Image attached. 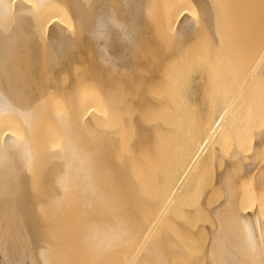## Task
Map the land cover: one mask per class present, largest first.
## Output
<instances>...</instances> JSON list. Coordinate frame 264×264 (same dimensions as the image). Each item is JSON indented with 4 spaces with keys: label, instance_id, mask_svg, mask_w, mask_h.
Listing matches in <instances>:
<instances>
[{
    "label": "bare ground",
    "instance_id": "bare-ground-1",
    "mask_svg": "<svg viewBox=\"0 0 264 264\" xmlns=\"http://www.w3.org/2000/svg\"><path fill=\"white\" fill-rule=\"evenodd\" d=\"M198 1L204 6L200 16V10L196 15L198 6L195 8L194 0H169L156 21H145L142 15L145 19L140 20L141 17L139 23L135 17L141 14H136L133 7L135 2L142 6L139 0H0V264H178L180 243L162 228L157 233L156 227L172 225V219H187L205 207L202 202L196 209L173 211L180 200L198 193L191 178L212 159L222 158L225 145L230 154L224 169L215 175L216 187L224 191L225 200L210 213L214 229L208 231L201 263L264 264L261 110L254 108L251 128L229 134L222 124H217L203 125L195 133L185 135L179 125L145 124L139 116L142 109L151 105L174 109L170 97L152 98L148 92L169 87L165 79L168 70L175 64L183 66L182 59H188L203 34L210 36L219 52L231 50L234 64L260 65L256 79L264 86V0ZM217 3L232 7L236 18L231 24L216 17ZM130 5L134 12L125 15L133 24L130 39L124 46L121 42L120 51L119 43L115 44L122 56L112 49L113 58L117 55L122 64L111 61L113 54L108 56V51L99 60L95 57L89 62L88 56L108 50L112 38L122 40V9H130ZM191 11H195L196 18L190 17ZM246 17L255 20L250 50L239 42ZM110 63L122 73L118 75L122 76V121L116 116L117 110H111L112 114L107 109L106 117L92 107L94 88L90 92L81 89L85 94L78 95L79 88L72 82L80 73L76 68L89 65L102 72L99 68H111ZM141 70L145 75L140 74ZM99 72L96 76L104 78L105 74ZM63 74L69 78L70 74V81ZM60 80L69 81L60 90L73 105L56 123L60 145L50 148L45 127L57 113L54 99L58 84H62ZM110 81L113 82L112 77ZM141 82H146L145 90L137 93ZM101 83L98 89L102 92L109 83ZM192 89L198 91L199 87L183 83L179 92L184 95ZM109 96L105 97L108 101L112 98ZM112 100L109 102L114 103ZM115 106L118 107L117 101ZM129 106L136 108L134 115L127 114ZM110 116L120 121L117 123ZM106 118L113 122L107 124L110 120ZM96 121L102 131L97 130V137L90 142L95 146H81L76 142L78 136L85 134L80 125L86 128ZM19 131L23 137L16 135ZM127 131L134 136L128 143V151L134 156H123L122 164L115 151L112 154L109 148L111 155L98 148L100 141L107 140L112 145L121 135L124 146ZM159 136L182 147L181 158L190 179L176 183L159 180L157 185H165L168 195L161 206L164 211L158 218L157 204L153 203L142 219L138 210L144 190L134 178L142 162L138 154L153 149ZM245 143L249 147L243 157L239 147ZM236 171L239 173L235 177ZM36 183L39 196L33 194ZM243 186H248V190L244 192ZM209 193H204V200Z\"/></svg>",
    "mask_w": 264,
    "mask_h": 264
},
{
    "label": "rangeland",
    "instance_id": "rangeland-1",
    "mask_svg": "<svg viewBox=\"0 0 264 264\" xmlns=\"http://www.w3.org/2000/svg\"><path fill=\"white\" fill-rule=\"evenodd\" d=\"M139 2L140 3L143 2L144 4L145 3L146 4L143 5L142 3L143 6L142 7L138 2H135V4L133 5L135 9L131 7V5L129 6L130 9H128L127 6L126 8L122 9V40L119 42L120 39L112 38L108 50H103L98 53H95L96 56L92 58L91 56H88L89 62L95 61V57L99 60L108 51L107 53L108 56L113 54L112 59L111 57H109V61L111 59V61H113L114 63L117 61L118 63H120L122 60H120L119 57L116 58L117 55H115L114 57L116 58V60L113 58L114 54L118 52L116 50L117 49L116 47L119 45L118 49L119 51L121 50V47L124 46V42L127 39H130V37L128 36H131L130 31L132 30L133 27V24L132 22H130V19L126 17L127 16L126 12L129 11L132 12L134 9L136 14L137 13L141 14L140 16L137 15L135 17L137 18L135 19V21L139 20L142 17V15H144L146 19L142 17L140 20L145 19V21L150 22L151 21L150 19L152 18L153 21H156L160 13L163 11L165 5L169 3V0H141V1L139 0ZM243 2H245V0H242V3ZM136 3H138L139 6ZM193 3H195V5L197 4L195 6V8L198 6L196 9L197 11L196 15L198 14V10H200L199 13L200 16L201 13H203L202 11L204 10L203 8L204 6L201 4L202 6L201 7L199 5L201 2L198 0H194ZM220 5H218L217 3L216 8L213 7L215 8L214 11L217 12L216 17L219 20L221 19L228 22V24H231L236 18L233 15L234 12L232 7L231 8L226 7L227 8L226 9L225 6L223 7L222 5L221 6ZM123 6L125 7V5ZM194 12L191 11V13L189 14L191 15L190 16L191 18L192 16H194L195 14ZM249 12L251 13V10H249ZM146 14L148 15V17L146 16ZM224 14L226 16H224ZM250 15L251 14L248 13V17ZM253 17L252 19L249 18L251 20H249L247 17L246 19L248 20L244 19L245 25L242 24V28H241V30H243V33H241V35L239 36V42L246 50H250V47L252 46V42L254 41L253 27L255 25V20L253 19ZM194 18L196 17L194 16ZM140 20L139 23L142 22ZM214 20H216V18ZM68 27L72 28V26L70 27L69 25ZM115 40L116 41L118 40V42H116ZM121 42H122V46L120 45ZM117 43L119 44L116 46L115 44ZM112 49L116 52L114 53ZM225 51L219 52L216 48H214L210 36L208 34H203L202 36H199L196 44L190 50V56H188V59L186 57L182 59L181 62L183 63V66H176L175 64L172 65V67H170V69L168 70V74L165 76V79L168 82L169 87L168 88L158 87L148 92V94L152 98H158L162 96L170 97L171 99L170 101L172 102V106L174 107V109L162 110V109H157L153 105L147 106L146 108L142 109L139 113L141 121L145 124H153V125H165V126L179 125L181 127V132L185 135L195 133L199 129V127L203 125H209L213 127L217 124H222V127L223 129H225L227 134H229L230 132L246 131L249 128H251V125L253 124V112L255 110L254 108L261 110L259 117L263 121L264 120V86L258 84L256 79V75L260 70V65L259 66L256 65V67L253 65L252 67H250L245 64H234V57H233L234 55L232 51L231 50H229L228 52L227 50ZM222 53L223 55H221ZM117 54H121L120 56H122V52L121 53L118 52ZM108 66H111V63ZM83 67L85 68L82 67H80L82 69H80L79 67L76 68L78 69V72L80 71L81 74L84 73L83 76L78 72H77L78 77H76V74L75 76H73L74 74L72 75V73L75 72L76 70L70 73L73 76V78L76 77L77 79V80L75 79L76 83L74 82L75 81L74 79L72 80V82L76 85V88L77 87L79 88L76 91L80 93L77 94L79 95L84 92L82 91L81 93V89L86 90L85 92H90L89 90L94 88L95 97L92 99L94 100L92 101V104L95 105L94 106L92 105V107H94V109L96 108L98 113L100 112V114H104V116L106 117H109L107 116L108 114L107 109L109 110V112H111V110L113 112L114 110H117L119 111V114L116 112L117 113L116 116L118 117L119 115L118 118L121 119L122 121V113H121L122 102L120 103V100H122V76L120 77L121 79L118 77L119 73L121 72H118L117 69L116 70L113 69L114 68L113 65L111 66V68L107 66H106L107 68L106 67L99 68L102 69L101 70L102 72H99L100 70L96 69L97 72L102 74L104 73L107 79L109 78L111 79L112 77L113 82H111L109 79V82L107 80V83L109 84H107L105 77H104L105 80H102L104 79L103 77H101L100 80L98 78L99 75L98 77L96 76L97 72L95 69L93 68L91 69L92 66L90 68L89 65ZM107 71H111L114 74L111 72L108 73ZM116 72H118V74ZM145 73L146 72L143 70L140 71L141 75H145ZM70 74L69 75L67 74L68 76H70V78L67 77L66 74L63 75L67 77V80L69 78L70 81L71 79ZM106 74L107 75L112 74V76L108 75L107 77ZM115 74H117L116 76L118 77L117 79L114 77ZM251 74L253 75L251 76ZM65 77L62 76L61 78L62 79L64 78L66 80ZM80 78H82V80H80ZM98 80L101 82L103 81L108 85L107 86L105 85V83H103L105 85V87L103 86L104 88H102L103 90L102 92L104 94L101 92V90L99 91L98 89V87L102 85V83L99 82ZM69 81L68 82L58 81L59 83L62 84H58L60 87L57 85L58 91L57 93L55 92L57 98L54 99L56 101L53 100L54 102H56L55 103L56 105L58 103V105L55 107V111H57L56 114L58 119L56 120L55 113L53 114V116L51 113V116L54 119L50 116L51 118L46 123L45 130L47 132L46 131L45 132L48 133L46 136L49 137L48 142H50L49 143L50 148L51 147L57 148L60 145V139H59L60 135H58L57 132L58 129H56V123L61 122L63 117L66 116L65 113L68 110V108L73 105L72 103L66 100L65 93L61 92V90L64 89V87L69 84ZM183 83L194 86L197 85L199 89H197L198 91H194L193 89L192 91L188 90L189 92H187L184 95H181V92L179 91H180V86ZM111 84H113L114 86ZM145 86H146V82L139 83L136 88V92L143 93L145 90ZM108 95H110L109 96L110 98L112 95V98L117 99L116 101L118 102V107L115 106L116 105L115 100H112L111 98L110 100L115 101L114 103L113 102L111 103L109 102L110 100L109 101L107 100L109 98L107 99L105 98ZM98 96L100 97L96 100ZM105 101L109 102V104H107V102L105 103ZM136 111L137 110L134 106H129L128 109L126 110L128 115L129 114L134 115ZM113 112L111 113L113 114ZM58 115L60 116L58 117ZM117 117L116 119L115 118L113 119L118 120L117 121L118 123L120 120L117 119ZM97 121L99 122L98 124L99 125L101 124L102 126L101 121H99V119ZM97 121L94 124L91 123L90 125L86 126V128L84 127V124L80 125L83 128L81 129L82 130L81 133L83 132V134L84 133L85 134L84 136L81 137L78 136L76 142L82 143L80 144L81 146H86L85 143H87L89 144V146L94 147L95 146L94 144H90V142H92L91 140L97 137L96 133H99L98 131H100L101 129L103 130V126L100 129L101 126L98 127L96 125ZM103 121L104 120H102V122ZM106 122L107 124L112 123L111 120L110 122L109 121ZM106 122L103 124L105 125ZM119 124L121 125L122 122ZM77 126L78 123L76 127ZM19 133L20 131L16 133V135ZM21 134L23 135V133ZM21 134L19 135L22 136ZM133 137L134 136L131 133V131H127V133L124 134V139H126V141L123 144L124 146H122V135H121L119 139H116V142L115 141L113 142L114 144L112 145L110 144L111 142L108 143L107 140H104L103 142L100 141L102 145L99 143L100 145H98L99 146L98 148H100V151L103 152L107 151L108 154H111L109 152L110 150L111 151L113 150L112 154L115 151L116 154L120 156V162L122 164L123 156H130V157L134 156V152L129 153L128 151V143H130ZM19 139H21V137ZM108 144L110 145V147H108L109 146ZM248 147L249 146L246 143L243 144L241 147H239V151L240 153H242L243 157L247 156L246 152ZM78 148H80L79 145ZM181 149L182 147L180 146L177 147V145H174V143L170 142L166 137L159 136L156 140V146L153 149L138 154V157L141 158L142 162H139L140 166L136 170V174L134 178L142 183V188L144 190V192L142 193V199L140 200L141 207L138 210L140 211V216H142V219L145 218L147 212L150 211L149 207L153 203L157 204V207L155 208L156 210L155 213L157 214L158 218L161 217L164 211L161 206L163 202L168 198V195L166 194L165 185H157V182L159 180H164L167 183L169 182L176 183L181 180L190 179L187 176L188 168L186 166V162L181 158L182 155ZM229 154H230L229 147L227 145L223 146V149L221 151L222 158L218 160L212 159V161H210L205 168L195 173V175L191 178V183L194 184V187L196 188L198 193L189 195L187 196V198L180 200V202H178V205L173 208V211L180 212L182 209H187V208L196 209L197 206L200 205V203L202 202L205 204V207L201 208L200 210L198 209V211L195 214L189 216L187 219L184 220L177 219L176 221L172 219L174 224L172 225L163 224V225H159V228L156 227L157 233L162 228L161 230L165 231L164 232L165 234L167 233L168 235H170L172 238H175L180 243L181 245L180 248L182 249L180 250L179 248L178 249L179 251L177 250L178 251L177 257H179L181 261L177 260L178 264H180V262H182L181 264L187 262H190L189 264H191V262H194L192 264H198V262L199 264H202L201 257L206 251L208 245V231L214 229L213 227L214 222L211 218L210 213L214 208L219 206L225 200L224 191L216 187L215 175L216 172H220L224 169ZM235 170H237V167L235 168ZM238 173L239 172L237 171L235 172V177ZM233 181L235 182L236 179L234 178ZM37 185L39 186V184L36 183L35 186L37 190L34 188L33 194L39 196L40 194L38 191L39 187H37ZM247 188L248 186H243L242 190L245 192L248 190ZM208 191H210V193L204 200V193ZM180 252L181 254L179 255Z\"/></svg>",
    "mask_w": 264,
    "mask_h": 264
}]
</instances>
